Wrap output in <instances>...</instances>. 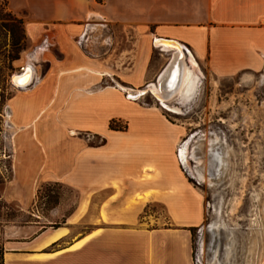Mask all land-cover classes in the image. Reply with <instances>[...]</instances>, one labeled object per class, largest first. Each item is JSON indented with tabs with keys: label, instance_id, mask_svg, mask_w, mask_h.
Segmentation results:
<instances>
[{
	"label": "crops",
	"instance_id": "crops-1",
	"mask_svg": "<svg viewBox=\"0 0 264 264\" xmlns=\"http://www.w3.org/2000/svg\"><path fill=\"white\" fill-rule=\"evenodd\" d=\"M5 2L28 40L17 70L30 64L32 73L0 96L13 149L0 199L18 214L0 223V264H196L204 210L177 152L185 128L156 99H132L104 80L132 90L155 83L177 50L156 38L219 76L262 71L264 0ZM154 49L168 56L160 68L150 67ZM108 97L127 114L102 112ZM112 118L126 126L110 127ZM43 182L75 195L47 205Z\"/></svg>",
	"mask_w": 264,
	"mask_h": 264
},
{
	"label": "rangeland",
	"instance_id": "rangeland-1",
	"mask_svg": "<svg viewBox=\"0 0 264 264\" xmlns=\"http://www.w3.org/2000/svg\"><path fill=\"white\" fill-rule=\"evenodd\" d=\"M7 12L5 0H0V89L6 96L12 92L8 88L12 75L21 72L17 62L28 48L23 22H15ZM103 27L109 32L122 29L115 24ZM167 57L154 49L150 67L160 68ZM186 61L196 70L193 90L168 100L176 111L157 105L171 121L185 128L178 156L189 180L202 193L204 217L193 229L196 264H264V70L219 76L203 63ZM104 83L130 87L128 82L110 76ZM138 98L155 103L150 92ZM103 106L105 114H127L125 104L117 98L108 97ZM110 122L126 126L123 120L112 118ZM187 139L191 145L183 160L180 147ZM98 140L91 137V141ZM8 176L9 172H0V186ZM74 195L72 188L57 182H43L38 187V201L44 197L47 205L61 196ZM14 207L0 199V223L17 219Z\"/></svg>",
	"mask_w": 264,
	"mask_h": 264
},
{
	"label": "bare ground",
	"instance_id": "bare-ground-1",
	"mask_svg": "<svg viewBox=\"0 0 264 264\" xmlns=\"http://www.w3.org/2000/svg\"><path fill=\"white\" fill-rule=\"evenodd\" d=\"M156 42H158L159 44L160 43L163 44L162 46L167 47V49L176 48L177 50L172 51L173 53H172L171 59L167 62L165 67L159 73L158 78H156L155 83L151 82L147 84L145 87L136 88L135 90H132L128 87H124L120 84H117V85L121 89H123L125 92H128V94L132 97V99H136L140 97L142 94H146L147 92H150L161 106H164L165 108L173 109L176 111L178 110V108L168 103V100L170 98H174L178 96H187L189 95V93H191V91L194 88L196 78H197V75L195 72L196 70L190 68L186 63L187 61L183 60V56L179 52V44H177L174 41L160 40L159 38H156ZM190 61L191 63H196L195 60L191 56H190ZM27 67L28 68L24 72L14 73L11 77L12 81L16 83H20V84H25L29 82V80L31 79V73H32L31 67L32 66L28 64ZM188 139L185 141L183 146L180 147V155L182 156H185L186 151L189 150V147L191 145ZM192 150L194 149H191V152ZM196 162L199 163L201 162V160H198L197 158ZM198 174L199 176H201L200 173Z\"/></svg>",
	"mask_w": 264,
	"mask_h": 264
},
{
	"label": "built area",
	"instance_id": "built-area-1",
	"mask_svg": "<svg viewBox=\"0 0 264 264\" xmlns=\"http://www.w3.org/2000/svg\"><path fill=\"white\" fill-rule=\"evenodd\" d=\"M126 96L132 98L128 92H126ZM6 116L7 114H5L4 110L2 109L0 111V142L2 143L0 147V172L2 174H4V172L10 171V160L13 156L11 143L12 131L9 129V122Z\"/></svg>",
	"mask_w": 264,
	"mask_h": 264
},
{
	"label": "trees",
	"instance_id": "trees-1",
	"mask_svg": "<svg viewBox=\"0 0 264 264\" xmlns=\"http://www.w3.org/2000/svg\"><path fill=\"white\" fill-rule=\"evenodd\" d=\"M99 2L103 1V0H97ZM10 11V10H9ZM8 14L10 13L11 16L13 17V20L19 24H21L23 22L22 18L21 17H18L16 16L14 13H12L11 11L10 12H7ZM1 23V22H0ZM13 57H17V56H13ZM0 96H1V101L3 103L4 99L8 96L4 95L3 92H0ZM109 126L110 127H122V126H119V125H112V123L110 122L109 123Z\"/></svg>",
	"mask_w": 264,
	"mask_h": 264
},
{
	"label": "water",
	"instance_id": "water-1",
	"mask_svg": "<svg viewBox=\"0 0 264 264\" xmlns=\"http://www.w3.org/2000/svg\"><path fill=\"white\" fill-rule=\"evenodd\" d=\"M27 68L28 67L25 66L21 71L24 72ZM10 81H11L12 85H14L16 88H21V87L25 86L26 84H28L30 82V80H29V82H27L25 84H20V83H16V82L12 81V79H10ZM180 156H181V159L185 160V156H182V155H180Z\"/></svg>",
	"mask_w": 264,
	"mask_h": 264
}]
</instances>
